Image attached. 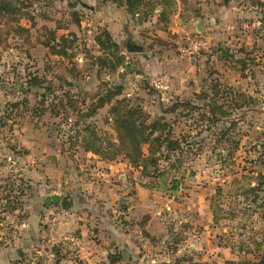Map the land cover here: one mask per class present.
Segmentation results:
<instances>
[{"label":"rangeland","instance_id":"rangeland-1","mask_svg":"<svg viewBox=\"0 0 264 264\" xmlns=\"http://www.w3.org/2000/svg\"><path fill=\"white\" fill-rule=\"evenodd\" d=\"M118 1L0 0V264H255L264 250V5L140 0L130 13ZM201 99L228 116L211 126L200 109L170 111ZM125 106L137 131L155 124L154 138L179 143L154 152L153 168L141 162L144 172L120 151ZM115 161L131 168L115 206L86 187L74 194L77 172L102 188L97 162ZM136 184L150 191L143 205Z\"/></svg>","mask_w":264,"mask_h":264},{"label":"trees","instance_id":"trees-1","mask_svg":"<svg viewBox=\"0 0 264 264\" xmlns=\"http://www.w3.org/2000/svg\"><path fill=\"white\" fill-rule=\"evenodd\" d=\"M138 1L140 0H119L118 2L123 3V5L127 9V12L136 13L137 8L141 5L138 3ZM251 1H254L255 4H258L260 6L264 5L263 3H260L256 0H251ZM163 7H165V5H163ZM161 13L163 14V12ZM161 13L160 15H158L159 18L160 17L163 18V16H161L162 15ZM52 52L53 54L59 55V56L62 54L64 55L65 53L64 50L60 52V50H57L56 48H52ZM211 91L213 92V95L217 97L220 95V91L216 87H211ZM208 97L209 96L207 95V98ZM102 99H103V96L99 97L98 104H97L99 105V107L101 106L100 104L103 102ZM201 100H202V104L200 106L194 105L192 102L176 101L174 104H172L170 111L174 112L178 110L179 108L188 109V110L200 109L201 111H203V113L200 114L202 121H206L211 126L217 125L220 121H222L223 119H225V117L228 116L224 107L216 104L213 101V99L212 100L201 99ZM106 102H109V101H106ZM127 108L128 106L127 107L125 106L122 108V110H126ZM128 109L129 110L125 111L123 114H119L121 116L124 115V118H127V120L123 118L120 121L116 122V131H117L120 151L123 154V158L126 159L132 167L142 168V171L144 172L145 170H147V167L141 162L148 163L153 168L154 167L153 164H155V157H153L154 152H157V150L163 144L164 146L167 147L165 148L168 151H173L175 146H179V143L176 140L169 138L168 136H165V138L162 140L163 143L160 141L159 137L154 138L153 136L154 133L159 132V127H157L156 129L155 124L148 126L143 131L141 130L137 131L136 128L134 127V123L133 122L130 123L128 120L134 117V111H132V109L130 108ZM113 111L117 113L121 112L120 110H116L115 108H113ZM147 129L151 130L149 134L146 133ZM168 134H169V131H168ZM143 145H148L149 147L148 155H150L153 158H147L148 156H145V154L142 151ZM93 153L96 154V152L94 151ZM107 160H110V159H107ZM15 207L14 205H11L10 202H7L4 206V209L5 211H14ZM111 262L116 263L117 260L113 259ZM175 264H180V263L176 262ZM255 264H264V250L260 253L258 261Z\"/></svg>","mask_w":264,"mask_h":264},{"label":"crops","instance_id":"crops-1","mask_svg":"<svg viewBox=\"0 0 264 264\" xmlns=\"http://www.w3.org/2000/svg\"><path fill=\"white\" fill-rule=\"evenodd\" d=\"M197 6L199 7V9H197V10H200V8L201 9L203 8L202 4H198ZM181 7L184 8L183 5ZM93 157H95V156H93ZM116 162L117 161L108 162V163L97 162V163H102V164L104 163L105 164V172L101 174L104 177L103 182H101V183H104L102 188H100V184H97L96 186H93V187L92 186L90 187L89 185L85 186V184H84L85 181L83 180V178L80 175L81 173L77 172V175H74L75 181H73V183L75 182V187H78V189L76 190V192H74V194L77 193L76 194L77 196H82L80 191L82 190L83 187H86V188H89L88 190L91 189V191H95V195H100V196L104 197L103 199L105 201V204H103V205L105 207H111L112 208V206H115L118 197L121 195L120 193H116L115 189L117 187H119L120 185L128 184L127 183V178H128L127 173H128V169H131L130 167H128L126 161H123V163H119V164H117ZM119 172H121V173H119ZM114 177H116L117 180L119 181V183H117V185L113 184L114 181L112 182V179ZM135 186H137L136 187L137 188V197L139 198L138 205H140V204L143 205L144 201L146 200V197L150 191L147 192L148 191L147 188H145L143 185L139 186L136 184ZM96 187H99V189H103V192H101V194H98L97 192L99 190L95 189ZM83 196H84V194H83ZM127 199H129V197ZM151 215L153 218L151 220H149L148 226H150V224L153 223V220H154V213L151 212Z\"/></svg>","mask_w":264,"mask_h":264},{"label":"water","instance_id":"water-1","mask_svg":"<svg viewBox=\"0 0 264 264\" xmlns=\"http://www.w3.org/2000/svg\"><path fill=\"white\" fill-rule=\"evenodd\" d=\"M59 197L58 196H53L51 200H46V204H51V203H58Z\"/></svg>","mask_w":264,"mask_h":264}]
</instances>
